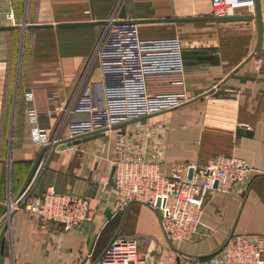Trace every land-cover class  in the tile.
I'll return each mask as SVG.
<instances>
[{
    "label": "crops",
    "instance_id": "crops-1",
    "mask_svg": "<svg viewBox=\"0 0 264 264\" xmlns=\"http://www.w3.org/2000/svg\"><path fill=\"white\" fill-rule=\"evenodd\" d=\"M258 1L259 48L253 17L216 20L208 0H27L18 22L0 18V217L7 212L4 230L0 226L1 264H97L115 234L134 236L146 264H154L159 248L204 264L229 234H264V0ZM5 3V9L12 7L10 0ZM110 15L134 21L143 38L176 36L183 60L179 76L147 77L149 93L180 91L182 101L120 125L130 133L126 142L130 152L141 149L161 173L170 164L202 169L217 155H234L247 165L242 179L226 191L216 183L203 191L199 224L189 240L168 242L159 226V208L137 200L122 202L116 196L110 163L114 127L53 150L30 183L32 195L48 185L84 195L87 219L65 229L22 207H7L41 146L34 134L67 138L65 125L56 131L63 114L60 106L91 54L101 22ZM63 21L90 24L55 25ZM32 23L51 26L29 27ZM97 63L92 61L88 74L94 80L101 79ZM176 78L180 81L174 82ZM51 92H56V103L48 101ZM27 105L35 108L34 118ZM86 115L72 111L64 123ZM237 122L249 124L250 135L237 133L238 127L246 129Z\"/></svg>",
    "mask_w": 264,
    "mask_h": 264
},
{
    "label": "built area",
    "instance_id": "built-area-1",
    "mask_svg": "<svg viewBox=\"0 0 264 264\" xmlns=\"http://www.w3.org/2000/svg\"><path fill=\"white\" fill-rule=\"evenodd\" d=\"M213 16L254 13V0H208ZM85 12H88L86 9ZM96 59L101 79L89 77L92 61ZM183 68L179 40L176 36L140 37L135 22L110 15L102 23L91 54L79 71L74 87L65 104L56 131L65 125L67 137L94 131H106L115 123L175 107L182 101L180 91L149 93L146 79L157 75H180ZM174 82H179L176 78ZM48 101L56 103V92L48 94ZM31 118L35 108L27 105ZM84 111L85 118L69 119L67 113ZM249 129V124L237 122ZM114 155L111 163V187L122 202L137 200L152 208H159L160 229L168 242L189 240L199 224L201 194L212 188L213 180L221 191L240 181L247 169L245 162L234 155H217L207 167L170 164L165 173L157 162L142 153L126 151V137L114 127ZM34 141L48 147L58 140L36 132ZM98 181L103 182L101 178ZM29 186L18 194L10 207H22L39 220L60 222L63 228L89 217L87 198L72 192H59L46 186L32 195ZM157 199L159 203L156 204ZM189 256L159 248L154 264H198ZM204 264H264V234H229L218 249L207 255ZM97 264H146L138 250L134 236L115 234L101 250Z\"/></svg>",
    "mask_w": 264,
    "mask_h": 264
},
{
    "label": "water",
    "instance_id": "water-1",
    "mask_svg": "<svg viewBox=\"0 0 264 264\" xmlns=\"http://www.w3.org/2000/svg\"><path fill=\"white\" fill-rule=\"evenodd\" d=\"M255 1V7H254V13H249V14H231V15H223V16H212L214 19L219 20V21H231V20H245L253 17L256 21L257 25V42H256V48L260 47V41H261V35H262V21H261V14H260V7H259V1ZM104 20L101 22L103 23ZM90 24L88 21H63V22H57L55 25L56 26H61V27H69V26H85ZM29 27H48L51 26L50 23H32L28 24ZM147 115H141L138 117L130 118L118 123H115L111 126L113 127H118L120 125H123L127 122L130 121H135L141 118H144ZM235 131L237 133H243L245 135H250V131L247 129H242L240 127L236 128ZM103 132L102 131H94L90 133H86L80 136H73V137H67L63 139H58L54 142L51 143V145L48 147L47 145H41L39 149L37 150L36 154L34 155L31 164L23 178L22 184L18 190V194L22 193L32 182V179L34 175L36 174V171L38 168L41 166V164H45L49 156L51 155L53 150L61 149L66 146L76 144L81 141H85L94 137H97L101 135ZM191 166L187 168L186 171V176L189 177L191 174ZM216 180H213V185H215ZM30 191V188L28 189ZM159 203V200L157 199L156 204ZM3 230V229H2ZM2 247H3V237L0 235V264H1V253H2Z\"/></svg>",
    "mask_w": 264,
    "mask_h": 264
},
{
    "label": "rangeland",
    "instance_id": "rangeland-1",
    "mask_svg": "<svg viewBox=\"0 0 264 264\" xmlns=\"http://www.w3.org/2000/svg\"><path fill=\"white\" fill-rule=\"evenodd\" d=\"M5 1L7 2V0H0V18L2 19H6L9 23H16L19 21V18L20 16L23 14L24 16V10L26 9V6H27V0H10V2H12V7H8V9H5V6H6V3ZM31 18H34L32 15H30ZM23 45H22V42L21 44L19 45V51H17V59H18V56H20V50L22 49ZM18 62H19V59H18ZM18 70H19V67H17V70H16V74H15V77L16 78L18 76ZM142 122H145L142 121ZM122 131H124V135L126 137V142H127V138H128V135H130L129 131L128 130H124L122 129ZM126 131V132H125ZM115 143V134H114V139H113V144ZM126 150L127 152L130 153V148H129V143H126ZM137 150V151H136ZM132 152H138V153H142L143 152L141 151V149H136ZM144 155V154H143ZM10 206V200H9V203L7 204V207ZM8 208H6L7 210ZM6 216H7V212L4 211L3 214L1 215L0 217V226L3 225V230H4V226L5 225V221H6Z\"/></svg>",
    "mask_w": 264,
    "mask_h": 264
}]
</instances>
